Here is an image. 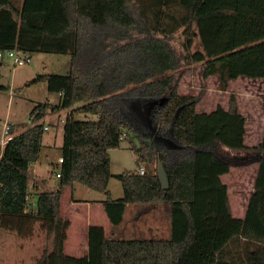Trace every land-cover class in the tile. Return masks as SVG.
I'll list each match as a JSON object with an SVG mask.
<instances>
[{
    "label": "trees",
    "instance_id": "obj_1",
    "mask_svg": "<svg viewBox=\"0 0 264 264\" xmlns=\"http://www.w3.org/2000/svg\"><path fill=\"white\" fill-rule=\"evenodd\" d=\"M135 1L141 10L132 8ZM194 26L202 51L190 60L203 64L204 78L218 77L223 89L239 78L264 81V0H0L1 52L71 57L67 75H39L31 83H46L61 95L60 103L35 106L33 126L20 134L14 126L12 140L3 151L0 146V228L26 238L41 223L53 248L37 264H80L65 254L71 223L60 213L64 191L74 184L107 197L104 209L114 227L128 205L172 207L166 241L113 240L103 227L91 226L85 264H264V141L245 146V120L234 98L228 111L198 115L197 100L163 78L179 66L169 36L181 27L189 35ZM61 111L70 115L60 183L31 203L30 170L43 147L42 120ZM78 115L85 119L76 120ZM131 133L140 141L131 150L145 174L116 175L124 197L112 200L110 151ZM223 146L233 155H224ZM159 158L167 191L152 166ZM253 163L260 165L256 192L245 220H237L221 177ZM242 239L257 246L254 254L225 259L229 243Z\"/></svg>",
    "mask_w": 264,
    "mask_h": 264
},
{
    "label": "rangeland",
    "instance_id": "obj_2",
    "mask_svg": "<svg viewBox=\"0 0 264 264\" xmlns=\"http://www.w3.org/2000/svg\"><path fill=\"white\" fill-rule=\"evenodd\" d=\"M133 3L132 8L141 10L142 5L140 2L135 1ZM139 10L136 12L139 13ZM147 15L150 19L149 23L154 24L153 16L149 13ZM135 33V37L139 38L138 33ZM157 37L161 38L162 36L157 35ZM189 40H191V43H189ZM168 42L177 55L179 66L176 71L165 74L163 78H171L173 84L178 86L180 95L197 100L196 109L201 110L206 106L223 108L225 100L228 99L230 102L233 98L237 105L238 97H244V94L257 98V105H261L259 101L264 98L263 80L240 78L230 82L227 89H223L218 77L208 79L203 77V64L193 63L190 60L194 53L202 51L201 41L195 26L192 27L189 35L185 31V27L179 28L169 36ZM70 62V55L44 53L31 55V63L24 66H16L12 59L5 58L3 60L4 67H2L7 73L3 74L2 67H0V87L1 82L4 83V90H0V123L10 122L15 126H20L18 132L23 131V129L26 131L33 126L30 116L35 106L47 102L54 106L58 105V94L49 92L46 83L31 84V81L39 75H67L70 71ZM224 95H226V99H224ZM244 100L246 99H243L242 103ZM58 116L59 113L52 114L48 112L42 120L48 130L44 134L43 147L39 158L43 164L42 175L46 179L45 183L49 191H53V188L59 186L60 181L55 175L62 171L63 166L59 164V160L64 158L68 151L66 149L65 128L58 126ZM84 119L82 115L76 116V120ZM1 138H3V134L0 126V140ZM139 144L140 141L137 135L131 133L129 137L123 139L119 149L110 151L113 178L109 183L108 190L111 192L113 199L124 197L122 184L115 176L126 171H139V166L136 163L137 158L131 150L133 145L139 146ZM0 146L3 151L4 145ZM157 164L158 161L155 160L152 166L155 167ZM75 187L74 197L78 201L104 198L101 193L82 185L76 184ZM73 219L74 224L70 230V236L79 242L82 238L80 229L85 225L87 216L85 214H82V216L77 215ZM93 225H97V222ZM125 228H130L128 221L124 222L123 227H120L118 235L123 233L121 229ZM122 239L158 240L152 235L124 236V238L122 236ZM52 248L53 237L48 236L46 230L42 229L41 223H37L32 234L26 238L0 228V264H37L46 252L52 251Z\"/></svg>",
    "mask_w": 264,
    "mask_h": 264
},
{
    "label": "crops",
    "instance_id": "obj_3",
    "mask_svg": "<svg viewBox=\"0 0 264 264\" xmlns=\"http://www.w3.org/2000/svg\"><path fill=\"white\" fill-rule=\"evenodd\" d=\"M4 59L5 58L0 60V67L3 66ZM3 67L2 72L3 74H6L7 72L5 69H3ZM1 85H4V83H1ZM244 95V97H238L237 99L239 115L245 120L244 144L248 148H254L260 146L264 141V98L259 101L261 103V105L259 106L257 105V98H254L249 94ZM58 97L60 103L61 96L58 94ZM224 97V99H226V95H224ZM243 99L246 100H244V102L242 103ZM229 103L230 102L228 99L225 100L224 104L221 102V104L224 105V111L229 110ZM47 104L51 103L47 102ZM218 109V107L206 106L201 110L197 108L196 111L198 115L209 116L217 112ZM69 115L70 111L59 112L58 126H62L65 128V120ZM19 128L20 126H15L16 134H20L25 131V129H23V131L18 132ZM222 152L224 155H226L225 153L227 152L232 154V151L225 146L222 147ZM42 168L43 164L41 163V159L39 158L30 170V194L32 195L31 203L34 202V196L37 193L49 191L47 184L45 183L46 179L42 175ZM259 170V164H246L238 167H233L229 174L223 175L221 177L222 184L227 188L229 208L234 219L245 220L251 203V199L256 192L255 185L259 175ZM53 184L55 186L54 182ZM75 185L76 184L65 189L61 200L60 212L61 218L64 221H69L71 223L70 228L67 232V240L65 242V254L70 260L78 262L80 264L86 263L89 252L88 232L91 226L103 227L107 237L113 240H130L122 239V236L124 238V236L143 235H152L155 236L158 240L166 241L171 239L172 207L170 204L162 203L128 205L123 222L119 226L114 227L107 217L104 209V203L107 201V197L102 194L104 196L103 199L78 201L74 197L76 191ZM56 187L53 189L56 190ZM111 199L119 200L122 198L119 197V199H113L111 195ZM82 214H85L87 216V221L85 225L80 229L82 231V238L79 242H77L76 239L71 238L70 230L71 228H73V218H75L77 215L82 216ZM126 221H128L130 228L121 229L123 233L118 235V230L120 229V227L124 226V222ZM96 222L97 225H93V223ZM247 243L248 241L245 239H242L241 241L235 240L229 243V245L226 247L227 254L225 259H227L228 261H235L244 259L247 253L254 254V252L257 250V246L251 244L247 245Z\"/></svg>",
    "mask_w": 264,
    "mask_h": 264
},
{
    "label": "built area",
    "instance_id": "obj_4",
    "mask_svg": "<svg viewBox=\"0 0 264 264\" xmlns=\"http://www.w3.org/2000/svg\"><path fill=\"white\" fill-rule=\"evenodd\" d=\"M3 58H9L14 61V64L16 66H24L31 63V58L29 55L23 54V53H17L16 51H7V52H1L0 51V60ZM60 95V94H59ZM61 96V95H60ZM1 130L3 134V138L0 140V145H6L10 140H12L13 136L11 134V129L15 126L10 122H6L4 124H1ZM48 130L47 127H45V131ZM126 138V134L122 135V139ZM59 164H64V158H60ZM139 174L144 175L145 174V168L142 167L139 169ZM57 179H61V172H58L56 175Z\"/></svg>",
    "mask_w": 264,
    "mask_h": 264
},
{
    "label": "water",
    "instance_id": "obj_5",
    "mask_svg": "<svg viewBox=\"0 0 264 264\" xmlns=\"http://www.w3.org/2000/svg\"><path fill=\"white\" fill-rule=\"evenodd\" d=\"M157 176H158L162 189L165 191L169 190L170 188L169 178H168L166 169L162 161L160 160V158L158 159V164H157Z\"/></svg>",
    "mask_w": 264,
    "mask_h": 264
}]
</instances>
